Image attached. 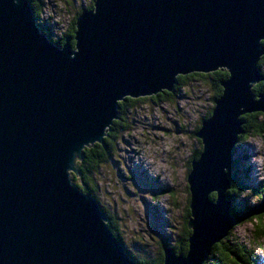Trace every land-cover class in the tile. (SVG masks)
Returning <instances> with one entry per match:
<instances>
[{"label": "water", "instance_id": "obj_1", "mask_svg": "<svg viewBox=\"0 0 264 264\" xmlns=\"http://www.w3.org/2000/svg\"><path fill=\"white\" fill-rule=\"evenodd\" d=\"M58 45L29 0H0V264H138L94 198L74 183L85 149L103 145L119 103L173 93L177 77L226 71L195 137L185 256L204 264L246 216L231 217L227 169L241 116L264 113V0H94ZM215 194L214 202L210 195ZM264 214V194L251 215Z\"/></svg>", "mask_w": 264, "mask_h": 264}, {"label": "rangeland", "instance_id": "obj_2", "mask_svg": "<svg viewBox=\"0 0 264 264\" xmlns=\"http://www.w3.org/2000/svg\"><path fill=\"white\" fill-rule=\"evenodd\" d=\"M91 2L40 0L38 22L58 42L78 12ZM261 60L258 68L263 74ZM198 79L181 88L173 100L146 98L135 108L125 107L122 126L113 132L111 160L92 177L97 185L96 197L113 219L124 246L141 260L154 262L164 246L176 249L182 233L190 198L188 162L200 147L193 133L212 107L213 90L208 82ZM260 85L262 82L253 89L257 91ZM255 121L262 125L258 136L237 143L233 154L235 178L240 184L247 181L249 187L235 202L238 206L257 205L255 191L264 185V113ZM230 233L239 243L254 247L248 222L238 224ZM254 253L259 264H264V249L255 246ZM205 264L216 263L210 259Z\"/></svg>", "mask_w": 264, "mask_h": 264}, {"label": "trees", "instance_id": "obj_3", "mask_svg": "<svg viewBox=\"0 0 264 264\" xmlns=\"http://www.w3.org/2000/svg\"><path fill=\"white\" fill-rule=\"evenodd\" d=\"M93 1L94 0H92L91 4L88 7H85L84 10H91L93 8ZM29 2L32 6L35 18L38 19L40 0H29ZM81 12L82 10L78 12L77 16ZM76 18L72 21L69 31H67V33L64 35V38L62 40L55 42L48 35L49 39L58 45H63L66 41H68L71 45H73L74 44V32H75L74 25H75ZM262 45L264 46V41L262 42ZM263 60H264V57L262 58L261 62ZM261 75L264 77V73ZM197 78H199L201 81L208 82V84L213 90V95L210 99L212 103V107L209 108L207 114L204 117H202L201 122L199 123L198 127H196L195 132H197L201 128L202 122L207 120L211 116L215 100L218 99L222 94V87L220 84L222 81H225L228 78V74L226 71H217L215 73L207 74V75L192 74L188 76H179L177 77V84L175 86V90L173 93H169L166 96L165 95L161 96L162 95L161 94V95H158L157 97L150 98V100L152 101L159 100L162 97H170L173 100L176 94L181 90V88L189 85L191 81H195ZM257 89H258L257 91L253 89L255 99L257 98L258 95L264 93V81L262 82V85H260L259 88ZM163 94H166V93H163ZM144 100H146V98H140V99L126 98L123 102H120L118 104L119 105L118 112H119L120 119L113 122V125L110 131H108L106 137L104 138V144L103 145L96 144L91 148L85 149L83 152L82 159L77 162V168H78L79 175L71 176L74 183L78 186L79 190L83 194H88L96 200L100 209L109 219L108 226L110 228V231L117 239L121 240L122 242L123 240L120 236V233H118L117 230L114 228V224L112 221L113 219L111 220V218H109V216L106 214L104 208L102 207V205L100 204L99 200L96 197L97 185L92 177L96 173V171L99 170L101 166L109 163L111 160V155L113 154V151L115 150V145H114L115 141H114L113 132L116 127L118 128L122 126L121 123L124 117L123 109L125 107L135 108L139 104V102L144 101ZM259 114L260 113H254L251 115H244L239 118V120L242 122L241 129L243 130V132L242 134L239 135L237 139V143H239L240 141H245L250 136H258L259 130L262 129V125L261 124L257 125L255 119H257ZM195 132L193 133L194 136H195ZM199 144H200V147L193 151V155L188 162V174L191 170L192 161L198 160L199 155L202 151L200 141H199ZM233 162H234V159H233ZM234 168H235V164L231 165L226 171L228 180L230 182V188L226 192L227 200L231 203L229 214L231 217H240V216L247 217V219L241 222L240 224L244 222H248L252 226V244L254 247H250L247 244L244 245L242 243H239L233 237L232 233H230L229 231L227 236L220 243L212 247L211 253L208 259L205 261V263L211 259V261L215 262L216 264H259L258 257L254 253L255 246H257L259 249L260 248L264 249V214L249 216V212L256 205L242 204L238 206V203L235 204V202L237 200L239 201V199L243 195L242 193H245V190L249 187L247 186L248 184L246 185L247 181L246 183L244 181L241 184L238 182V180L235 178V175H234ZM255 192L258 195V204H259L264 194V185L260 187L258 190H256ZM215 199H216V195L211 194L210 200L214 202ZM187 201H188V204L185 210V220H184V225L182 226V233L180 235L176 249L172 248V251L175 253V255H178V256L179 255L185 256L187 254L188 245H189L188 240L191 235V231L187 227V223L190 218V210H189L190 198ZM163 250L161 253H159L158 257L155 259L154 262L146 261L144 259L141 260L139 258L132 256L128 250L127 252L131 256V258L138 264H163V261H164Z\"/></svg>", "mask_w": 264, "mask_h": 264}, {"label": "flooded vegetation", "instance_id": "obj_4", "mask_svg": "<svg viewBox=\"0 0 264 264\" xmlns=\"http://www.w3.org/2000/svg\"><path fill=\"white\" fill-rule=\"evenodd\" d=\"M85 8V7H84ZM43 27H45L44 25H43ZM46 28V27H45ZM48 35L50 36V33L48 32ZM169 93H166V94H162L161 96H166V95H168ZM122 122H123V119H122ZM121 125H122V123H121Z\"/></svg>", "mask_w": 264, "mask_h": 264}, {"label": "bare ground", "instance_id": "obj_5", "mask_svg": "<svg viewBox=\"0 0 264 264\" xmlns=\"http://www.w3.org/2000/svg\"><path fill=\"white\" fill-rule=\"evenodd\" d=\"M114 222V221H113Z\"/></svg>", "mask_w": 264, "mask_h": 264}]
</instances>
